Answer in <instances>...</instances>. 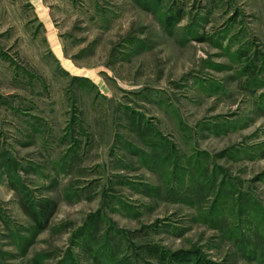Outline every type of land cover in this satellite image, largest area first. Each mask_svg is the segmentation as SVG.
Here are the masks:
<instances>
[{"label":"rangeland","instance_id":"1","mask_svg":"<svg viewBox=\"0 0 264 264\" xmlns=\"http://www.w3.org/2000/svg\"><path fill=\"white\" fill-rule=\"evenodd\" d=\"M31 1L0 0V264H264V0Z\"/></svg>","mask_w":264,"mask_h":264},{"label":"trees","instance_id":"2","mask_svg":"<svg viewBox=\"0 0 264 264\" xmlns=\"http://www.w3.org/2000/svg\"><path fill=\"white\" fill-rule=\"evenodd\" d=\"M30 209L31 208L29 207V210ZM54 209H55V204L52 201L46 199L43 202H41L40 205H38V211L37 210L35 211V209L33 211L28 210L31 218L36 223L37 229L42 230L46 227L49 217L53 213ZM193 252H188L190 253L189 254L190 257L191 256L194 257L195 253Z\"/></svg>","mask_w":264,"mask_h":264},{"label":"crops","instance_id":"3","mask_svg":"<svg viewBox=\"0 0 264 264\" xmlns=\"http://www.w3.org/2000/svg\"><path fill=\"white\" fill-rule=\"evenodd\" d=\"M31 1V0H30ZM32 2V1H31ZM31 4H33V6H41L42 8H44L43 7V3H42V0H35V3H31Z\"/></svg>","mask_w":264,"mask_h":264}]
</instances>
